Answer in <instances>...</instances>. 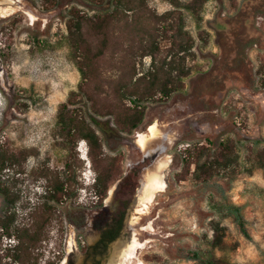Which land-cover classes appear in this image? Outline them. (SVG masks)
Instances as JSON below:
<instances>
[{
  "label": "rangeland",
  "instance_id": "rangeland-1",
  "mask_svg": "<svg viewBox=\"0 0 264 264\" xmlns=\"http://www.w3.org/2000/svg\"><path fill=\"white\" fill-rule=\"evenodd\" d=\"M17 1L39 20L31 25L23 11L0 17V147L27 158L22 159V168L8 171L1 182L21 198L16 205V224L33 228L35 214L44 203L40 196L46 182L41 172H63L69 158L59 146L58 109L73 92L79 94L82 84L66 42L70 12L75 9L79 15L97 21L111 11L84 0L52 4ZM146 4L144 10L114 15L102 33L92 29L90 23L94 22L84 26L92 56L102 54L95 60L92 79L84 85L92 101L82 106V113L96 117L92 106L102 114L111 113L97 118L110 121L115 129L116 118L122 120L135 109L123 93L144 89L146 83L139 80L153 71L154 63L156 67L162 64L170 46L159 38L163 21L158 18L174 8L165 0H147ZM180 12L195 43L194 58L186 60L190 76L168 99L157 96L140 102L145 112L143 125L131 134H120L119 142L113 144L115 152L104 147L98 153L103 158H115L119 169L102 205L92 194L96 174L88 147L84 141L77 144L71 155L74 195L54 207L50 215L45 241L35 250L41 264L48 260L56 264H107L112 245L130 241L132 234L138 242H148L140 251L144 264H191L187 259L190 252L208 249L213 216L209 195L200 192L201 186L192 180L194 165L188 174L185 152L195 154L207 148L214 156L225 140H232L239 154L236 172L228 176L232 179H228L227 196L243 208L250 238H245L231 219L224 220V247L215 255L230 264H264V169H251V161L264 153V0H206L200 20L185 10ZM154 43L160 51L145 55L147 50L154 51ZM154 123L158 135L143 152L136 136L146 133ZM157 153L155 162L171 160L165 172L167 192L157 196L148 216H138L155 163L146 156ZM111 191L114 194L109 201ZM4 211L0 197V217ZM117 217H122L123 223L118 238L101 245L104 228L112 226ZM136 217L139 220L134 226ZM148 225L154 232L141 230ZM10 240L12 246L17 245L15 238H2L3 250L10 247Z\"/></svg>",
  "mask_w": 264,
  "mask_h": 264
},
{
  "label": "trees",
  "instance_id": "trees-1",
  "mask_svg": "<svg viewBox=\"0 0 264 264\" xmlns=\"http://www.w3.org/2000/svg\"><path fill=\"white\" fill-rule=\"evenodd\" d=\"M45 3H55L57 0H43ZM88 4L98 6L105 5L110 14L98 17L97 21L89 20L74 9L70 12V20L67 22L68 36L67 45L70 49V60L76 64L81 75L82 84L79 86V94L74 92L70 95L67 103L62 104L57 112V137L59 146L67 151L69 158L65 162L63 172L46 170L41 172V179L46 182L45 192L40 196L44 202L39 211L35 214L37 220L33 228H20L16 224V205L20 201L19 194L13 193L8 186L1 182L6 173L13 168H22V154H13L0 147V197L5 204V211L0 217V264H41L40 255L35 253L38 246L45 241L46 226L50 222V215L54 207L62 205L65 201L73 197L72 187L76 183L72 166V153L77 144L84 141L88 147L87 155L91 161V168L95 172V180L92 185V194L103 204L110 189V183L118 174L116 159L102 157L104 147L111 152L116 151L113 144L119 142L120 134H131L137 131L144 123L145 112L140 109L139 103L157 96L168 99L172 94L183 88V80L190 76V69L186 66V60L194 58V39L185 30V20L180 12L185 10L195 19L200 20L199 14L206 0H191L184 4L180 0H165L173 8V12H167L158 18L162 22L159 38L170 43L164 61L159 67L154 63L151 73L143 75L139 80L145 82L144 89L136 88L133 91H125L124 98H130L135 109L124 119L116 118L115 129L110 121H100L97 117L112 115L98 112L96 106L93 107L95 116H85L82 113L83 105L92 101L87 95L85 84L92 79L95 69V60L98 57L92 56L89 43L85 36L84 26L91 24L96 33H102L106 24L114 18V15L132 13L137 10H144L147 7V0H84ZM110 15V16H109ZM90 21V22H88ZM104 45V44H102ZM157 43L153 44V50H147L145 55H153L160 49ZM102 54V53H101ZM264 90V78L261 82ZM122 93V91H120ZM75 96V98H74ZM76 96L79 100L76 99ZM73 97V98H72ZM94 105V104H93ZM98 133L105 138L104 144ZM263 153V152H262ZM187 160L188 174L189 168L194 165L192 180L201 186L200 192L207 193V202L213 218L210 221V228L213 233L212 240L208 242L207 250L192 251L188 256L191 264H230L216 257L215 251L224 247L226 237V227L222 221L231 219L237 225L241 234L249 239L250 235L246 228V221L243 215V208L233 204L227 196L230 190L228 176L235 173L239 165V154L236 145L232 140H225L218 147V152L211 156L207 148H201L195 154L190 150L185 152ZM251 169H264V153L251 161ZM233 171V172H231ZM22 173L21 169L18 170ZM253 171H250L252 173ZM181 181V180H180ZM227 187L225 188V183ZM232 180H230L231 182ZM214 187L212 191L211 185ZM30 209V206H28ZM35 213V212H34ZM41 213V215H40ZM2 238H15L17 245L2 248ZM115 239V238H113ZM112 239V240H113ZM8 245V244H7ZM44 264H56L48 260Z\"/></svg>",
  "mask_w": 264,
  "mask_h": 264
},
{
  "label": "bare ground",
  "instance_id": "bare-ground-1",
  "mask_svg": "<svg viewBox=\"0 0 264 264\" xmlns=\"http://www.w3.org/2000/svg\"><path fill=\"white\" fill-rule=\"evenodd\" d=\"M21 9L22 5L18 4L14 0H0L1 18H8L16 14L18 11H21ZM26 15L28 16L31 23L35 24L38 21V18L31 12H26ZM157 135L158 133L156 123L149 126L147 133H138L136 136V142L139 148L142 151H146L151 140L156 138ZM170 164L171 160L168 158L160 160L156 163L155 172H151V174L149 173L150 176L148 178L147 187L142 198L141 207L139 210H137L136 215L148 216L157 196L161 193L167 192L168 186L165 181V172L168 170ZM110 194L112 195L113 191H111ZM138 220L139 217H136L133 224L134 226L137 224ZM141 230L148 233L154 232L153 226L149 225L142 227ZM147 244L148 242H138L136 234H132L130 241H119L118 243H114L112 245V251H110L111 255L107 264H144V262L140 259V251L144 250Z\"/></svg>",
  "mask_w": 264,
  "mask_h": 264
},
{
  "label": "flooded vegetation",
  "instance_id": "flooded-vegetation-1",
  "mask_svg": "<svg viewBox=\"0 0 264 264\" xmlns=\"http://www.w3.org/2000/svg\"><path fill=\"white\" fill-rule=\"evenodd\" d=\"M14 1H16L18 4H20L17 0H14ZM21 5V4H20ZM23 10V13H25V15H26V12H31L30 10H25V9H21V11ZM19 12V11H18ZM17 12V13H18ZM32 13V12H31ZM15 15V14H14ZM27 16V15H26ZM28 17V16H27ZM29 19V18H28ZM39 20V19H38ZM36 24V23H35ZM31 25H34V23H32ZM151 126V125H150ZM149 128V127H148ZM148 130V129H147ZM147 133V132H146ZM137 143V142H136ZM139 147V146H138ZM141 150V149H140ZM147 151H148V149H147ZM147 151H143V152H147ZM158 161H156L155 162V164H154V168H153V170H151L150 171V173L151 172H155V170H156V163H157ZM148 174H149V172H148ZM147 174V175H148ZM143 184V183H142ZM141 184V185H142ZM141 187V186H140ZM138 191V190H137ZM137 191H136V193H137ZM111 193V192H110ZM113 194H114V192H113ZM112 194V195H113ZM112 195L110 194V199H111V197H112ZM135 199H136V195H134V198L131 200V203H132V206H133V203L135 202ZM106 200V199H105ZM130 203V204H131ZM119 217H117V219H114L113 221H112V226H106L105 228H104V231H103V233L101 234V239H100V243H101V245H104L105 244V242H110V243H112V242H114L117 238H118V235H119V232H120V229L122 228V225H123V223H122V217L121 218H119ZM113 238H115V239H113ZM113 239V240H112ZM60 256V255H59ZM63 263V262H62ZM63 264H66V262H64ZM67 264H68V262H67Z\"/></svg>",
  "mask_w": 264,
  "mask_h": 264
},
{
  "label": "water",
  "instance_id": "water-1",
  "mask_svg": "<svg viewBox=\"0 0 264 264\" xmlns=\"http://www.w3.org/2000/svg\"><path fill=\"white\" fill-rule=\"evenodd\" d=\"M158 156H159V153L151 155V156H146V158H149L151 160V162L153 163V162H155V160L157 159ZM143 186H144V183L139 188V191L142 190Z\"/></svg>",
  "mask_w": 264,
  "mask_h": 264
},
{
  "label": "built area",
  "instance_id": "built-area-1",
  "mask_svg": "<svg viewBox=\"0 0 264 264\" xmlns=\"http://www.w3.org/2000/svg\"><path fill=\"white\" fill-rule=\"evenodd\" d=\"M7 244H8V242H7ZM9 245L12 246V245H11V240H10V244H9Z\"/></svg>",
  "mask_w": 264,
  "mask_h": 264
}]
</instances>
